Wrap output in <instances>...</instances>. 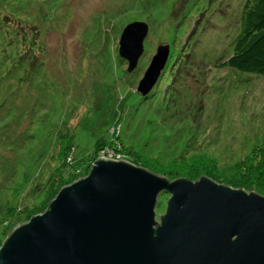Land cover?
<instances>
[{"label":"rangeland","instance_id":"374dc122","mask_svg":"<svg viewBox=\"0 0 264 264\" xmlns=\"http://www.w3.org/2000/svg\"><path fill=\"white\" fill-rule=\"evenodd\" d=\"M8 1L0 0L1 43L13 44L20 27L37 24L47 61L36 81L0 75V247L61 187L84 176L79 168L99 140L113 144L98 158L126 160L121 150L168 179L205 176L231 187L228 179L263 177L257 156L264 145V75L217 66L232 54L245 0H14L24 5L20 22L3 8ZM135 21L149 30L128 72L118 42ZM161 43L170 53L153 86L159 89L139 103L136 86ZM241 189L264 195L255 185ZM168 197L158 195L156 220Z\"/></svg>","mask_w":264,"mask_h":264},{"label":"water","instance_id":"95a60500","mask_svg":"<svg viewBox=\"0 0 264 264\" xmlns=\"http://www.w3.org/2000/svg\"><path fill=\"white\" fill-rule=\"evenodd\" d=\"M148 30L135 21L121 31L118 53L128 72L143 54ZM169 53L168 43L157 45L139 94L157 83ZM165 192V211L156 220L157 198ZM0 264H264V195L98 158L44 212L11 231Z\"/></svg>","mask_w":264,"mask_h":264},{"label":"trees","instance_id":"16d2710c","mask_svg":"<svg viewBox=\"0 0 264 264\" xmlns=\"http://www.w3.org/2000/svg\"><path fill=\"white\" fill-rule=\"evenodd\" d=\"M19 3V2H18ZM14 0L6 2L3 8L6 10V13L15 20H20L24 5L18 4ZM21 5V7H20ZM128 6L126 8H131ZM135 8V7H134ZM142 9L145 10L141 5L137 6V11ZM136 12V11H135ZM141 14H144L141 12ZM34 16L28 18L32 19ZM35 18V17H34ZM33 18V19H34ZM32 19V20H33ZM20 22V21H18ZM38 23L42 25L41 20L38 19ZM33 27L28 26L26 29L24 26L20 27L21 35L15 38H12V43L3 44L0 41V75L4 74L5 71H8V74L16 73L15 80L21 81L24 84V81L27 79L28 82L36 81L35 74H38L40 70H44L43 66L46 65L47 59H45V54L47 53L46 49L42 47V43H37L39 34L41 35V27L37 24H33ZM48 32V31H47ZM18 41L16 44V39ZM23 49H20L18 45L22 44ZM7 45V46H6ZM232 54L218 63L217 66L223 68L228 67L236 71L252 73L257 76L264 75V0H245L241 12L239 15V23L237 26V32L235 37L231 42ZM24 56V57H22ZM170 64L168 65V67ZM168 69V68H167ZM166 69V71H167ZM165 70V69H164ZM162 71V73L164 72ZM123 74V73H121ZM4 74L3 76H6ZM0 76V77H3ZM38 76V75H37ZM122 81V80H121ZM154 88V87H153ZM151 89L146 96H140L139 103L146 101L148 98H151L155 95L158 89ZM136 94V93H135ZM100 144V147H97V151L91 152L87 158V161L84 163V167L79 168L81 175H86L89 171L90 165L99 157V149L102 147H109L113 144V138L110 140L109 144L99 140L96 142L95 147ZM67 148L71 149V144L66 145ZM122 158L136 164L134 156L126 155L123 151L119 150ZM95 153V154H94ZM72 155V152L70 151ZM129 156V157H128ZM258 158H261L264 161V145L261 146V149L258 152ZM73 158V156H72ZM202 162V160H201ZM209 162V161H207ZM204 163L206 161L204 160ZM76 166H81L80 163L75 162ZM208 168V166H204ZM219 175V174H217ZM178 178V177H177ZM253 179V178H252ZM248 178L244 180L243 178L228 179L226 182L231 185L233 188H244L247 189L251 185L257 186L255 189L257 192H264V175L258 180H252ZM26 207V206H25ZM22 207L23 210L26 208ZM48 207V206H47ZM21 209V210H22ZM47 209V208H46ZM18 210V209H17ZM15 207L10 208L7 214L10 216L15 214ZM23 212V211H22Z\"/></svg>","mask_w":264,"mask_h":264}]
</instances>
